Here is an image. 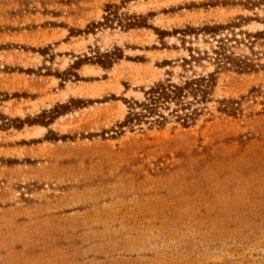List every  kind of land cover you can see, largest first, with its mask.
<instances>
[{
    "label": "rangeland",
    "instance_id": "374dc122",
    "mask_svg": "<svg viewBox=\"0 0 264 264\" xmlns=\"http://www.w3.org/2000/svg\"><path fill=\"white\" fill-rule=\"evenodd\" d=\"M248 1L258 0H0V114L25 120L91 101L48 126L0 130V264H264V36L254 37L264 1ZM109 3L170 35H71L103 21ZM230 23L239 26L215 38L192 33ZM221 37L254 68L221 71L195 125L115 133L122 98L191 76L188 49L211 54ZM115 47L125 58L111 69L58 76L91 49ZM223 99L238 102L235 114L219 112Z\"/></svg>",
    "mask_w": 264,
    "mask_h": 264
},
{
    "label": "trees",
    "instance_id": "16d2710c",
    "mask_svg": "<svg viewBox=\"0 0 264 264\" xmlns=\"http://www.w3.org/2000/svg\"><path fill=\"white\" fill-rule=\"evenodd\" d=\"M264 0L248 1L249 7H256L261 5ZM122 6L116 4H107L104 8L105 15L103 21L90 23L85 30L71 29V35L82 34H95L99 29L116 27L122 28L125 31L137 29V28H149L153 29L156 34L163 39L164 36L170 35L166 31L151 27L147 23V18L144 16H128L125 15V19L120 14ZM238 24H220V25H207L201 29H197L194 32L202 33L204 35H210L214 38L220 35L223 31L226 32L230 29L236 28ZM252 37L251 34L247 35ZM264 36V33H257L254 37ZM227 37L219 38L217 40L218 46L212 50V53L208 52H195L192 49H188L189 58L181 59V68L185 73L192 71V75L189 77L182 76L180 82H174L171 78H167L163 81H158L153 85L141 89L143 93V100L126 99L122 98V101L127 106V114L123 121L119 122L116 126L115 133L122 134L125 130L131 132L136 129H143V126H148L149 129L154 127L164 128L171 122H175L184 129L190 128L197 123L207 110L208 104L214 100L215 90L218 83V74L221 71H227L235 69L238 72L249 71L254 68V65L240 59L233 58L228 54ZM45 54V50L39 51ZM74 65L63 73L58 75L63 78H69L68 76H79L74 72L84 64H92L101 67L104 70L111 69L117 62L125 58L124 51L115 47L112 51L101 52L99 49H91L90 56H84L83 58L77 57ZM204 61H209L215 66V70L208 74H197L194 71V67L201 65ZM175 62L165 61L163 66L172 67ZM170 75V73L168 74ZM116 99V97H113ZM83 100L72 99L68 104L58 105L50 111H43L35 118L22 119H9L0 114V130H8L11 128L21 129L25 125H50L58 116L64 115L71 111L72 108L85 107L86 104H90ZM220 104L219 112L227 113L230 115L235 114L237 110L235 104L237 101L223 99L218 101Z\"/></svg>",
    "mask_w": 264,
    "mask_h": 264
}]
</instances>
